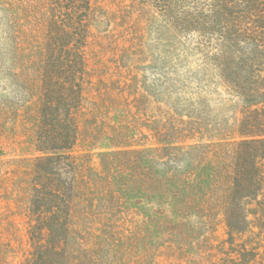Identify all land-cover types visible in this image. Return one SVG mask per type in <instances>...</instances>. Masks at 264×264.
<instances>
[{"label":"trees","instance_id":"1","mask_svg":"<svg viewBox=\"0 0 264 264\" xmlns=\"http://www.w3.org/2000/svg\"><path fill=\"white\" fill-rule=\"evenodd\" d=\"M248 1L253 29L244 37L250 46L207 50L206 77L173 79L157 90L155 114L145 125L150 134L140 131L152 137L150 145L134 139L89 144L100 149V169L88 160L92 153L72 152L87 113L84 43L72 45L70 31H47L39 61L32 60L40 79L35 153L0 161V199L26 207L27 235L36 245L30 264H46L45 254L59 251L69 236H103L114 212L142 215V229L153 226L181 245L220 223L230 235L246 230L255 214L249 204L264 193V0ZM64 2H54L58 14L46 20V29H73L75 14L83 29L90 1L76 10ZM215 93L232 108L231 124L206 110ZM106 100L117 105L110 93ZM90 111L96 117L98 106ZM101 190L110 205L97 219V209L81 205ZM91 218L97 221L87 224ZM224 264H241L240 257L229 255Z\"/></svg>","mask_w":264,"mask_h":264},{"label":"rangeland","instance_id":"2","mask_svg":"<svg viewBox=\"0 0 264 264\" xmlns=\"http://www.w3.org/2000/svg\"><path fill=\"white\" fill-rule=\"evenodd\" d=\"M55 1L0 0V161L35 153L40 79L32 60L39 61L48 30L70 31L72 45L84 43L87 113L79 119V139L72 152L92 153L88 160L97 169L101 168L100 149L89 144L119 145L134 139L150 145L152 137L140 131L150 134L145 125L155 114L152 95L157 90L173 79L206 77L203 54L207 50L250 46L244 37L253 29L248 0H89L83 29L76 14L73 29H46V20L58 14ZM65 2L72 3L73 10L86 5L82 0ZM109 93L117 104L114 107L105 102ZM209 96L206 110L211 117L231 124L232 108L220 103L216 93ZM96 106L93 117L90 109ZM161 107L167 108L165 103ZM99 193H88L81 205L97 209L93 214L97 219L110 205L102 190ZM249 207L255 214L245 231L230 235L220 223L214 231L197 234L182 245L156 234L153 226L142 229V215L114 212L105 221L103 236H69L59 251L45 254L46 264H224L229 255H238L241 264H264V193ZM24 208L0 199V264L31 262L36 245L27 235ZM93 219L97 221L91 218L87 224Z\"/></svg>","mask_w":264,"mask_h":264}]
</instances>
